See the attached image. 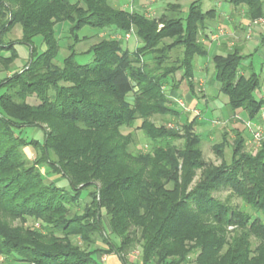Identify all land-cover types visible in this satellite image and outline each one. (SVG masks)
I'll use <instances>...</instances> for the list:
<instances>
[{
	"label": "trees",
	"instance_id": "obj_1",
	"mask_svg": "<svg viewBox=\"0 0 264 264\" xmlns=\"http://www.w3.org/2000/svg\"><path fill=\"white\" fill-rule=\"evenodd\" d=\"M203 1L193 2L186 18L179 5L152 18L113 0H0V74L19 61L18 45L30 49L23 70L0 79V212L41 227L0 220V264H100L99 240L119 257L140 247L144 264H190L192 255L195 264H264V147L251 154L238 135L230 162L207 163L200 121H190L174 100L184 83L196 94L198 59L210 56L215 31L207 32L217 12H204ZM230 2L248 20L264 19V1ZM62 25H69L62 34L70 55L59 65ZM17 26L21 39L5 43ZM86 27L111 37L87 51L92 64L80 65ZM133 35L141 45L131 52L124 44ZM252 57L239 49L215 55L213 78L230 115L256 120L264 98L257 97L262 85L253 63L244 65ZM25 128H41L44 141L17 134ZM134 132H142L145 148L132 150ZM226 146L223 135L213 150L223 157ZM199 171L201 181L190 188ZM222 190L242 205L218 201ZM84 194L89 201L80 214ZM72 236L86 251L71 246Z\"/></svg>",
	"mask_w": 264,
	"mask_h": 264
},
{
	"label": "rangeland",
	"instance_id": "obj_2",
	"mask_svg": "<svg viewBox=\"0 0 264 264\" xmlns=\"http://www.w3.org/2000/svg\"><path fill=\"white\" fill-rule=\"evenodd\" d=\"M117 1V0H114ZM176 1V0H174ZM179 1V0H178ZM195 1V0H183L182 2H180V4L183 6L182 8V12L180 13V17L181 18H186L188 15V9L189 6L191 5V3ZM219 0H205L203 3V10L208 11L210 8L216 6V3ZM113 4L115 5V3L113 2ZM134 5V3H133ZM116 6V5H115ZM130 3L128 4V10H130ZM159 6H156L154 9L159 10ZM136 10V8L134 7V11ZM142 11V10H140ZM241 12H236L235 11V15L233 16V24H228V25H224V30L223 31V35L217 40L219 41L220 39L223 40L225 38L226 42H228L230 45H234L237 42H239L238 45H240V43L245 47V49L243 50L244 53H251L253 54L252 58H247L244 61V65H249L251 63H253L256 71L258 72V74L260 75V81H261V85H262V90L264 87V47L260 46L259 42H257V40L255 39V35L256 38L257 36H260V34L263 33L264 30H259V27L261 26L260 23L262 24V22L260 20L257 21H252L249 26L245 29L242 30L240 29V27H242V25H238V22H236L235 19L237 16H239ZM152 15V16H151ZM150 16L152 18H158L160 15L157 14L156 12L152 11V14ZM240 17V16H239ZM238 21V20H237ZM69 28V25H62V26H58V30H60V37H62V41H61V50L59 53V56L56 60L57 64L61 65L63 60L68 57L70 55L69 51L66 49L67 48V44L68 42L65 40V33L64 35L62 34V31H67V29ZM218 30L214 33L217 34ZM22 37V29L21 27L17 26L9 35H7V37L5 38L4 42L8 43V42H16L19 39H21ZM79 37L81 39V42L79 43V45L77 46V52L78 55L76 57V61L78 64L80 65H89L93 63L94 60V56L91 53H87V51L94 45L98 44L100 41H102L105 38L111 37L109 32H102L99 30H95L92 29L90 27H86L84 28L80 33H79ZM242 40V41H241ZM225 41V40H224ZM140 44V40L133 35L131 37V39L129 41H125L124 44V48L130 50L131 52L135 51L136 48L138 47V45ZM20 59L19 61H17L14 66L12 67L13 69L11 70V72L9 73H2L0 74V79H4L7 76H11L14 72H19L22 71L23 68L28 64V59L30 57V49L28 48V46L26 45H18L16 47ZM256 50L258 52H256ZM213 55V53L210 54V57L205 58V59H200V60H204L207 61L209 60L210 63L212 65H214L213 63V59H211V56ZM9 56V55H7ZM199 61V59H198ZM203 68V69H201ZM1 66H0V70H1ZM206 67L204 65V63L202 65L198 64L197 67V73L199 72H203L202 76L203 79L200 77L198 78V80H202V83L207 81L209 83V78L205 76V71H206ZM1 72V71H0ZM180 77V74H179ZM213 78V76H212ZM211 83V82H210ZM202 84L199 83L196 89V96L198 95L200 98V102L195 104L194 102H190V98L189 96H187L188 94V88L187 85L184 83L183 87L181 88L180 92L177 93L179 99L183 100L184 102H186L187 106L191 109H194V107L197 108V110H199L201 112V117H197V119L200 121V126L197 127L196 132L199 133L202 138H203V153H204V158L206 160L207 163L209 164H213L216 166H222V161L223 159H225L227 162L231 161L232 155H233V148H235L236 146V140L238 139V135L245 140V142L247 143V152H250L251 154H256L257 152H259V150L261 149L260 147H256L253 145V141H252V136L251 134L247 131L244 122L246 123L247 121H249L250 119H248L244 114L239 113L235 116H232L229 114L228 110L225 107V103L227 101V99L219 93V98H220V104L222 105V109H220L219 107L215 106L213 104L215 99H209L211 98L210 95L208 94H213L215 92V96L218 95L217 91V87H211L208 89V91H206V88L201 86ZM206 85V84H205ZM213 89V90H211ZM258 92L257 97L258 99L264 98L263 92ZM5 93V91H1L0 92V96ZM179 94H181L182 96L180 97ZM204 94L206 96V99L204 101ZM197 96V97H198ZM213 96V95H212ZM199 98H197L199 100ZM175 100V99H174ZM176 102V101H175ZM177 103V102H176ZM195 108V109H196ZM189 116L190 121L194 120L196 118V115L194 113L191 112H187V114ZM168 120L171 121L170 118H168ZM215 122V123H214ZM162 121L158 120L157 124L161 125ZM46 129L51 130L50 126L44 124L43 125ZM170 127H174V125L172 124ZM177 129V128H175ZM125 135L130 133V130H126L124 131ZM135 133V144L132 146V150L136 151L139 149H143L145 148V139H144V135L142 134V132H134ZM17 134H21L22 137L27 138L28 140H39L40 142L44 141V131L41 128H25L22 129L20 131H17ZM223 135H226V140H227V144L228 146H226L223 151H224V156L223 157H219L213 150V147L216 144H220L221 142H223ZM255 147V148H254ZM264 147V146H262ZM258 149V150H257ZM27 157L30 160V162H33V160L35 159V152L33 150L27 149ZM43 173H47L45 168L41 169ZM201 172L199 171L197 174V177L195 178V181L193 182V184L191 185L190 188L195 187L197 184H199V182L201 181ZM51 180H54V182H57L56 184L59 187H63L66 188L67 190H71L70 185L68 183L67 180L62 179L58 176H52L50 177ZM93 191V189H91ZM216 199H218V201H220L223 204H226L230 207L236 208V207H240L242 205V201L240 199H238L237 197L233 196L230 194L229 190H222L221 192L217 193L215 195ZM85 200H82V206L89 201V198L87 195L84 194ZM87 200V201H86ZM85 206V205H84ZM84 206L81 207H77L75 209V212H79L80 214L84 213ZM237 209V208H236ZM0 220L3 222H9L11 223L12 227H23L28 228V229H32V230H41L40 224L38 222H36L34 219H28L25 222H22L19 219H16L14 221H11L9 218H6V216L0 212ZM132 230V227H127L124 229V232H126V234L128 232H130ZM109 231V229H108ZM111 233V231H109ZM110 240H113V242H115L117 245L121 246V243L123 242V239L118 238L116 235H111ZM99 244L97 245L96 249H104V251L100 252V254L98 255L99 257H101V259L96 257V260L100 263V264H122L120 257L122 256V258H125L126 264H144L143 262V252L142 249L140 247H137L133 250H129L125 253H122V255L119 257L116 254H108L106 253L105 250H107V246L104 245V243L99 240ZM69 242L71 243V246H73L74 248H76L77 250H80L82 252L86 251V245L84 243V241L80 238V237H75L72 236L69 239ZM110 257V259L105 262L108 258ZM108 257V258H107ZM197 258V255H192L190 257V264H195V260ZM0 262H4V259L2 257H0Z\"/></svg>",
	"mask_w": 264,
	"mask_h": 264
},
{
	"label": "crops",
	"instance_id": "obj_3",
	"mask_svg": "<svg viewBox=\"0 0 264 264\" xmlns=\"http://www.w3.org/2000/svg\"><path fill=\"white\" fill-rule=\"evenodd\" d=\"M182 1L183 0H179V1L178 0H176V1H174V0H155V2L151 6V9L155 8L156 6H159L160 7L159 10L155 11L154 9H152V11L156 12L157 14L160 15L159 17H161L163 14L166 13L167 8H168L169 5H179L180 7L183 8V6L180 4V2H182ZM195 1H197V0H195ZM195 1H193V2H195ZM204 1H203V3H204ZM230 1L231 0H219V1H217L216 6L210 8L208 10V11H210V10L214 9L217 12L215 20L212 23V27L207 32L209 37L211 36V33L214 32V31L216 32L217 30H224L223 29L224 25L226 26L228 24H233V16L235 15L234 13H235V11L236 12H238V11L234 8V6L231 4ZM262 1H264V0H262ZM113 2L115 3L116 6H122L125 9L128 8V4L129 3L131 4V2L134 3V7L136 8V10H139V11L140 10H142V11L144 10V12H146L147 9H148L146 7V0H117V1L113 0ZM205 12H207V11H205ZM239 16H237L235 18L238 21L237 20H235V21L238 22V25L239 24L242 25V27H240V29L245 30L252 21H250V20H248L246 18V10L244 8L241 11V13L239 14ZM258 20H260L262 22V24L260 23L261 26L259 27V30H261V29L264 30V19H258ZM255 21H257V20H255ZM131 37L132 36H129L127 41H129L131 39ZM226 39L227 38H225L223 40L220 39L219 41H214L213 39L211 40V42L208 45L209 46V50H210V54L213 53V55L211 56V59L215 55H224V56H226L229 53L233 52L235 49L241 50L243 55H246V56L253 55V54H251L249 52H247V53L243 52L245 47L241 43H240V45H238L240 40L236 44H234V45L231 44L230 45L228 42H226ZM255 39L257 40V42H259L260 46L264 47V31H263L262 34H260V36H257V38H256V35H255ZM140 45H141V43L138 46H140ZM256 52H258V51L256 50ZM203 63L205 65V67L207 68L206 71H205V76L208 77L210 80H209V83L206 81L205 82L206 85H205L204 82L202 83V80H198L199 77H200V79L201 78L203 79V76H202L203 72H199V73L196 72V78H195L196 89H197V87H198L197 85L199 83L202 84L201 85L202 87L206 88V91H208V89L211 88V87L212 88L213 87H217V91H216L218 93L217 96H215V92H214L213 89H211V90H213L214 93L213 94H208V95H210V97H211L209 99H215L213 104L215 106L219 107L220 109H222L223 107H222V105L219 102L220 101L219 91H220L221 86H220L219 83H217L214 80V78H212V76H214V73H215V66L212 65L209 60L204 61V60H200L199 59L198 64L202 65ZM198 64H197V67H198ZM201 69H203V68H201ZM262 92H263V95H264V87H263ZM196 94H197V92H196ZM196 94H193V93L188 91L187 96H189L190 102L192 101V102H194L195 104L198 105V103H201L200 102L201 100H200L198 95H197L198 97L196 96ZM208 95H206V96H208ZM204 96H205V94H204ZM206 96L204 97V101L206 99ZM197 98H199V100ZM110 257L111 256H109V258L107 257L108 259L105 262H107L110 259ZM97 258L101 259V257H99V256Z\"/></svg>",
	"mask_w": 264,
	"mask_h": 264
},
{
	"label": "built area",
	"instance_id": "obj_4",
	"mask_svg": "<svg viewBox=\"0 0 264 264\" xmlns=\"http://www.w3.org/2000/svg\"><path fill=\"white\" fill-rule=\"evenodd\" d=\"M155 2V0H146V7L147 9V14L150 16L152 14V9L151 6ZM130 10L134 11V5L133 2L130 4ZM223 31L219 30L217 34L212 36V39L214 41H217L222 35ZM177 104L185 111V112H191L196 115V117H201V112L197 109H191L187 106L186 102H184L181 99H175ZM215 123V122H214ZM244 125L247 129V131L251 134L252 136V143L256 147L262 148L264 146V111L261 113V116L259 119L256 120H249L246 123L244 122ZM255 148V147H254ZM258 150V149H257Z\"/></svg>",
	"mask_w": 264,
	"mask_h": 264
}]
</instances>
